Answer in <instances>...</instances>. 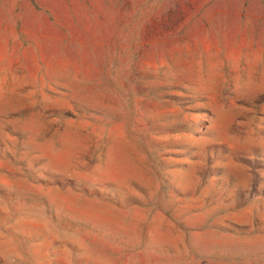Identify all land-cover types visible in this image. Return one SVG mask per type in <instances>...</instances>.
Instances as JSON below:
<instances>
[{"label":"rangeland","instance_id":"rangeland-1","mask_svg":"<svg viewBox=\"0 0 264 264\" xmlns=\"http://www.w3.org/2000/svg\"><path fill=\"white\" fill-rule=\"evenodd\" d=\"M0 264H264V0H0Z\"/></svg>","mask_w":264,"mask_h":264}]
</instances>
